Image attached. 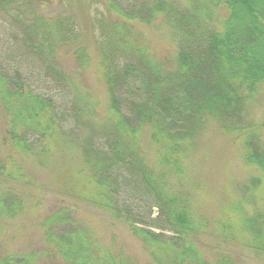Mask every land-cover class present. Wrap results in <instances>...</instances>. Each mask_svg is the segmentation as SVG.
<instances>
[{"label":"trees","instance_id":"obj_1","mask_svg":"<svg viewBox=\"0 0 264 264\" xmlns=\"http://www.w3.org/2000/svg\"><path fill=\"white\" fill-rule=\"evenodd\" d=\"M208 3L211 9L220 4L228 7L230 15L224 20L222 29L201 31L199 45L189 28H181L186 40L170 68L153 63L134 45L130 23L124 22L120 30L111 21L100 23L101 30L105 26L110 30L101 33L105 60L103 75L114 112L113 118L106 123L84 119L82 105L87 107V99L72 80H62L56 75L55 64L48 62L46 49L51 44L46 41V35L38 41L33 37L31 26L22 30L12 24L11 29L22 34L13 37L12 32H8L15 42L37 41L34 40L36 45L31 44V48L21 44L18 52L8 48L6 60L10 65L27 63L38 68L51 75L55 84L61 83L65 91H70L73 98L64 102L65 106L77 124L86 121L90 135L87 138L66 134L61 137L59 112L54 101L34 92L18 68L9 70L0 62V146L3 144L10 150L0 157V219L13 217L22 202L23 197L17 192L22 191L19 184L24 182L27 173H24L26 166L21 157H38L46 153V148L63 141L79 149L84 166V179L74 184L75 193L83 197L84 203L115 216L121 213L131 220V231L157 264H238L225 252L213 256L212 260L201 254L194 240L210 228V223L205 219L193 220L190 202L173 189L170 179L171 171L180 167L182 145L195 141L210 120L218 123L226 133L240 135L236 140L245 162L256 165L264 176V144L259 140L257 125L252 124L247 114L250 101L264 89V0H208ZM113 8L119 9L112 3L109 9ZM129 15L124 14L127 20H135L130 12ZM40 17L36 15L34 19L40 21ZM193 28L198 32L197 27ZM53 30L60 40L72 39L70 27ZM53 52L51 47L49 59ZM75 57L81 64L87 61L81 51H77ZM145 127L152 129L153 141L160 147L161 171L140 155L139 134ZM31 137L40 140L45 147L39 149L38 140L35 139V146ZM261 182L262 177H254L251 185L245 188L252 190ZM83 184L88 187L84 189ZM122 196L125 200L139 199L141 210L132 213L127 206L120 205V201L125 203ZM154 207L158 209L156 215ZM60 214L47 219V222L55 221L50 227H62V223L57 222L65 220L60 219ZM235 228L238 223L234 219L218 226L227 237ZM239 230L247 231L252 247L263 254L264 212L253 221L244 222ZM70 231V234L55 235L49 231L48 235L63 264H116L108 252L102 256L94 249L95 245L85 240L82 243L74 241L73 235L85 238L77 222ZM81 247L84 250L78 253ZM36 259L33 254H8L0 258V264H38Z\"/></svg>","mask_w":264,"mask_h":264},{"label":"rangeland","instance_id":"obj_2","mask_svg":"<svg viewBox=\"0 0 264 264\" xmlns=\"http://www.w3.org/2000/svg\"><path fill=\"white\" fill-rule=\"evenodd\" d=\"M112 3L119 9H109ZM208 4L211 5L208 0H0V62L9 70L16 71L18 68L34 92L54 101L59 112L61 137L66 134L87 138L90 135L87 119L92 118L94 123H106L114 116L103 75L105 60L101 48V33L110 30L108 26L101 30L100 23L111 21L118 30L124 22L130 23L134 45L142 49L153 63L170 68V63L186 40L181 28H189L199 45L202 42L201 31L222 29L224 20L230 15L228 7L220 4L211 9ZM129 12L135 20H127L124 14L129 15ZM208 12V15L204 14ZM36 15L41 16L40 21L34 19ZM12 24L22 30H26L27 25L31 26L33 37L38 41L43 34L46 35V41L51 44L46 54L48 62L55 64L56 75L62 80H72L87 99V107L82 105L84 123L77 124L65 106L64 102H69L73 94L65 91L60 82L55 84L51 75L27 63L10 65L6 60L8 48L18 52L21 44L31 48L35 40H31L32 43L15 42L8 32H12L13 37H21L22 34L12 30ZM69 27L73 29L71 40H60L59 34L53 30ZM193 27H197L198 32ZM51 47L54 52L49 59L48 50ZM77 51L87 57L84 64L75 57ZM247 114L252 124L257 125L259 140L264 144V89L250 101ZM152 133L151 128L145 127L139 134L140 155L161 171L160 147L154 143ZM239 137L237 133H226L218 123L210 120L195 141L182 145L180 167L171 171L170 179L173 189L190 202L193 220L200 222L205 219L210 223V228L194 240L206 259L212 260L213 256L225 252L233 256L238 264H264V252H256L247 231L239 230L244 222L253 221L264 212V176L256 165L245 162L236 140ZM31 138L36 146L38 139ZM37 146L39 149L45 147L40 140ZM8 153L10 150L2 144L0 157ZM21 161L25 163L24 173L27 176L19 184L22 191L17 195L23 198L13 217L0 219V258L8 254H33L38 264H63L54 252L49 231H53L54 235L70 234V229L77 222L85 238L73 235L74 241L82 243L85 240L95 245L94 249L102 256L108 252L116 264H157L131 231V220L122 217L121 213V216H115L84 203L83 197L75 193L74 184L82 183L85 172L79 149L61 141L46 148V153L38 157H21ZM254 177H262V182L252 190L246 189ZM82 186L84 189L88 187L87 184ZM123 201L125 203L120 201V205L127 206L132 213L141 210L139 199L125 200L123 197ZM141 204L144 205V202ZM59 212L60 219H65L57 221L62 223V227H50L55 221L47 222V219ZM157 213L158 209L154 207L153 214ZM233 219L238 228L227 237L218 226ZM68 237L70 239L71 236ZM83 250L81 247L77 252Z\"/></svg>","mask_w":264,"mask_h":264}]
</instances>
